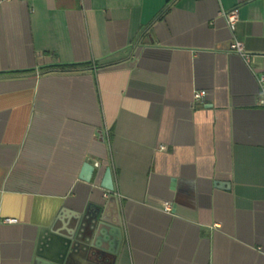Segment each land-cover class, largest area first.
I'll use <instances>...</instances> for the list:
<instances>
[{"label":"crops","instance_id":"crops-1","mask_svg":"<svg viewBox=\"0 0 264 264\" xmlns=\"http://www.w3.org/2000/svg\"><path fill=\"white\" fill-rule=\"evenodd\" d=\"M263 73L264 0H0V264H264Z\"/></svg>","mask_w":264,"mask_h":264},{"label":"built area","instance_id":"built-area-1","mask_svg":"<svg viewBox=\"0 0 264 264\" xmlns=\"http://www.w3.org/2000/svg\"><path fill=\"white\" fill-rule=\"evenodd\" d=\"M222 14L226 18L230 28L234 29L235 24L239 21L238 9H234L229 12H222ZM230 50L240 55L245 61L249 62L251 58V54L245 50L243 42L234 40L233 43L231 44ZM260 85L262 89H264V73L260 77ZM208 95L209 94L207 91L196 90L194 92L193 98L196 102L204 103ZM260 103L264 105V98L261 99ZM161 149H165V147L162 146ZM95 166L98 167L99 163H95ZM110 192L111 191L107 190L105 195L107 196ZM165 205H166L165 209L169 210L170 209L169 204L167 203ZM3 221L5 223H16L18 220L15 218H5Z\"/></svg>","mask_w":264,"mask_h":264},{"label":"water","instance_id":"water-1","mask_svg":"<svg viewBox=\"0 0 264 264\" xmlns=\"http://www.w3.org/2000/svg\"><path fill=\"white\" fill-rule=\"evenodd\" d=\"M88 165L89 166L86 167V174L84 176V179L89 181L91 179L92 172L94 171L95 168H94V166H92L90 164H88ZM90 167L92 168L91 176L89 175ZM103 187L105 189H108V190L114 189L110 168H108L106 171L105 182L103 184ZM112 231L116 232L117 235L111 241L112 247H110L109 252L115 254L117 252L118 247H120V245L122 243V232H121L120 228H112ZM105 233H106V225L102 223L99 225V227L97 228V231H96L95 240L98 241L97 243H100V241H104V237L106 236ZM42 264H51V263L42 262Z\"/></svg>","mask_w":264,"mask_h":264},{"label":"trees","instance_id":"trees-1","mask_svg":"<svg viewBox=\"0 0 264 264\" xmlns=\"http://www.w3.org/2000/svg\"><path fill=\"white\" fill-rule=\"evenodd\" d=\"M88 64L86 63H79V64H70V65H56L50 67V69H60V70H79L87 67ZM12 74L14 73H19V72H11Z\"/></svg>","mask_w":264,"mask_h":264}]
</instances>
